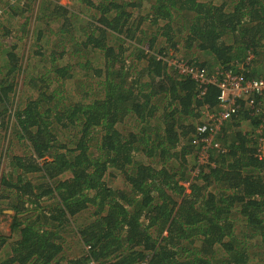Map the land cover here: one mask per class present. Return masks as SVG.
<instances>
[{
  "label": "trees",
  "instance_id": "16d2710c",
  "mask_svg": "<svg viewBox=\"0 0 264 264\" xmlns=\"http://www.w3.org/2000/svg\"><path fill=\"white\" fill-rule=\"evenodd\" d=\"M75 1L88 19L45 7L62 19L36 72L13 47L0 65V204L16 234H0V264H264L259 111L239 102L186 193L191 134L219 92L199 96L165 62L211 73L250 52L245 78L264 79V0Z\"/></svg>",
  "mask_w": 264,
  "mask_h": 264
},
{
  "label": "built area",
  "instance_id": "2783aa9c",
  "mask_svg": "<svg viewBox=\"0 0 264 264\" xmlns=\"http://www.w3.org/2000/svg\"><path fill=\"white\" fill-rule=\"evenodd\" d=\"M5 14V8L0 5V17ZM254 55L247 52L244 60L231 63V68L226 69L215 66L210 73L204 69L195 68L184 61L173 56L167 57L165 62L168 66L177 71L183 77H190L202 88L199 96L204 94L207 86H215L218 89V105L211 109L207 106L202 108L200 121L195 126V133L192 144L196 148V163L192 170V178L210 164V152L219 149L217 142L221 129L239 114V102L244 103V107L255 113L259 111L260 117L257 126L254 128L255 137V157L258 160L264 159V79H246L243 70L249 69L252 65ZM242 105V104H241ZM243 106V105H242ZM254 116V114H250ZM188 183L183 184L188 188ZM89 247H85V251ZM87 264H98L93 259H89ZM140 264H147V258Z\"/></svg>",
  "mask_w": 264,
  "mask_h": 264
},
{
  "label": "rangeland",
  "instance_id": "374dc122",
  "mask_svg": "<svg viewBox=\"0 0 264 264\" xmlns=\"http://www.w3.org/2000/svg\"><path fill=\"white\" fill-rule=\"evenodd\" d=\"M58 2L59 5L69 8V12L74 15H78V19H88L87 14H80L79 7L75 0H0V5L5 8V14L0 17V65H4L6 61L5 50H9L12 47L17 55L22 69H31L34 65L37 66L34 72L38 70V54L50 52L54 48L56 32L58 31V25L56 22L50 19H62L50 15L45 12V7L49 5L50 2ZM205 1V0H201ZM46 14V16H43ZM68 19H74L72 15L68 14ZM83 21L80 22L82 24ZM78 23V22H77ZM75 22L74 28L76 31L79 26ZM49 24V26H47ZM4 33V36L2 34ZM169 55L176 56L180 58L183 54L175 53L174 51H169ZM175 53V54H174ZM168 55V56H169ZM205 57H202L203 60ZM4 60V61H3ZM61 61L60 63H62ZM214 66H212V70ZM24 74H19L16 78L15 84L18 88V93L15 100H20L26 97V95L21 94L23 90ZM25 93V92H24ZM199 118L197 119V122ZM244 125L248 126L246 123L242 122ZM241 123V124H242ZM3 134V130L1 131ZM9 134V132L7 133ZM195 161V160H194ZM193 158L190 161V166L193 167ZM7 161L3 162L2 169L6 170ZM207 169V168H206ZM205 169V170H206ZM208 170V169H207ZM206 170V171H207ZM113 178L114 183H120L119 178ZM5 206L0 204V209L3 210ZM3 215L0 218V234L8 236L10 235V217L12 216V211L5 209L3 210ZM16 234H12L8 238L11 242L16 237ZM8 249H5L3 254L6 253Z\"/></svg>",
  "mask_w": 264,
  "mask_h": 264
},
{
  "label": "clouds",
  "instance_id": "9594fccd",
  "mask_svg": "<svg viewBox=\"0 0 264 264\" xmlns=\"http://www.w3.org/2000/svg\"><path fill=\"white\" fill-rule=\"evenodd\" d=\"M215 68V67H214ZM199 121H200V117H199ZM199 121L197 122L196 121V124H195V126L199 123ZM233 121V120H232ZM229 123H231L230 121H229ZM229 123H227V124H229ZM226 124V125H227ZM194 131H195V127H194ZM193 131V133L191 134V139L193 140V136H194V132ZM221 131H222V129H221ZM220 134H221V132H220ZM220 134H219V136H220ZM219 136H218V138H219ZM217 142H218V144H219V149L218 150H214V151H211L210 152V164H208L207 166H205L201 171H200V173L204 170V169H206V168H208L210 165L212 166V162H211V153L212 152H224L225 151V149H224V147L221 145V142H220V140L219 139H217ZM193 147H194V149H195V152H194V155H193V161H194V163H193V167H192V169L190 170V172H189V175H190V178H189V184H191L192 182H194L195 181V178H198L199 177V175H200V173L197 175V176H195L194 178H192V175H191V173H192V170L194 169V166H195V163H196V148H195V146L193 145ZM188 182H185V183H188ZM185 183H183V184H185ZM183 184H181L182 186H183ZM189 184H188V188H186L185 186H183L184 187V189H185V192L186 193H188L189 192ZM87 247V246H86ZM85 249V248H84ZM148 258V257H147ZM148 260V259H147Z\"/></svg>",
  "mask_w": 264,
  "mask_h": 264
}]
</instances>
